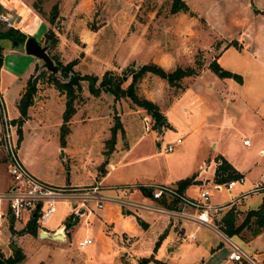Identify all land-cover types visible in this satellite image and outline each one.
Listing matches in <instances>:
<instances>
[{"label": "rangeland", "instance_id": "obj_1", "mask_svg": "<svg viewBox=\"0 0 264 264\" xmlns=\"http://www.w3.org/2000/svg\"><path fill=\"white\" fill-rule=\"evenodd\" d=\"M0 1V12L9 15L15 26L20 25L28 13L38 14L47 30H53L57 37L50 53L64 65L73 61L74 71L80 75H96L98 81L110 71L122 77L123 86H126L132 78L130 70L151 62L166 70L178 65L183 68L200 65L195 75L182 78L176 86H170L165 79L150 72L136 83L138 95L155 102L166 117L167 122L161 125L160 132L152 116L127 97L115 99L105 92L94 96L88 90V82L82 80L80 89L75 90V112L68 123V133L61 138L66 93L49 79L51 72L37 59L36 69L29 75L39 77L29 107L34 117L26 125V133H22L19 153L22 159L30 160L26 167L37 178L52 186H87L100 180L104 188L111 184H133L130 197L152 205L153 199L142 197V184L176 186L178 180L209 166L206 173L200 172L205 180L199 187L209 190L211 204H227L232 197L240 196L236 224L261 203L263 191L249 193L243 198L242 195L264 177V156L258 152L260 146L264 150V136L253 134L260 130L257 124L262 125L261 131H264V69L249 53L239 51L241 47L237 41L228 43L217 39L214 28L208 25L209 2L223 4V0H184L189 11L174 14L170 12L172 0ZM215 7L219 9L218 5ZM223 18L230 23L228 16ZM256 22L257 16L254 29ZM5 29L8 27L0 22V31ZM31 31L38 34L35 25ZM11 43L8 39L0 40L2 47H11ZM41 45H45L44 40ZM229 45L237 49L229 47L219 57L223 47ZM262 50L264 61V46ZM213 59H218L225 69L243 75L244 85L231 78H220L211 71L208 65ZM41 70L45 71L39 74ZM55 77L61 82L67 81L60 72ZM17 94V90L12 89L5 96L10 117L17 116ZM223 114L231 119L236 137L220 140L213 147L207 132L220 133L217 125L210 127V123H218L219 118L225 116ZM116 119L121 128L117 130L113 150L106 154ZM177 138L182 139L181 144L171 152L166 151L167 144ZM245 139L250 141L247 147L243 146ZM223 150H228V154L241 164L245 182L232 189L216 191L211 179L212 161L218 153L223 155ZM9 182L0 149V192ZM199 187H191L189 194L196 197ZM69 211L68 203L58 201L44 228L58 227ZM24 218L13 224L5 221L1 227L0 252L4 256L11 255L10 243H14L25 255L18 264H87L85 250L76 246L87 233L93 242L86 247L91 255L88 264H99L103 258L117 255L114 243L118 239L110 233L104 237L103 228L92 227L91 221L87 225L83 220L75 222L64 231L65 239L60 240L40 237L39 229L37 236L19 234L25 225ZM149 221L150 227L142 228L141 225V230L146 231L136 245L138 255H146L149 250L153 252L155 239L159 238L155 237L156 231L163 226L167 229L166 217L152 214ZM254 227L251 219V223L232 238L245 251H260L264 255V229L250 242L257 237L252 235ZM183 232L180 237L173 228L168 232L163 230L156 252L164 246L163 251L170 260L156 258L167 264L225 263L228 251L215 231L187 225ZM191 233L196 234L197 240L188 241L184 237Z\"/></svg>", "mask_w": 264, "mask_h": 264}, {"label": "built area", "instance_id": "obj_2", "mask_svg": "<svg viewBox=\"0 0 264 264\" xmlns=\"http://www.w3.org/2000/svg\"><path fill=\"white\" fill-rule=\"evenodd\" d=\"M1 2V1H0ZM1 4V3H0ZM4 6V5H2ZM0 22L4 23L8 28H15L11 21V17L0 12ZM0 149L2 151L5 168L11 178L10 187L0 193V240L1 227L3 223L16 220H22L24 224L32 218L38 225L40 232L50 233V230L44 228V223L50 219L56 210V203L64 201L68 203L72 221L79 222L81 219L87 223L89 215L93 214L96 209H101L106 203H112L119 207L120 211L125 215L138 216L141 210H147L155 213L167 214L178 220L191 222L197 227H204L215 231L221 238L222 243L227 248L226 260L233 264H264V260L257 257V254L245 251L232 236L224 233L219 224L215 222L218 217L234 208L240 202L239 197H232L227 204H211L210 192L204 187H200L196 197H188L179 193L176 189L153 183H144L141 185L142 190L148 191L153 200L161 201L165 199L172 206H161L158 204H144L135 201L130 197L131 191L135 185L118 184L109 185L104 188L100 182L87 186H52L49 185L35 175H33L24 165L20 158V142L17 133V123L15 118L8 114L3 90L0 87ZM182 139L177 138L173 143L166 146V151H173L175 146L181 144ZM244 145H249L250 141L243 140ZM264 155V150H259ZM201 171H206L207 167H201ZM244 177L237 179L214 183L213 188L219 191L223 188L232 189L237 184H243ZM103 190L112 191L113 194H105ZM264 192V180H260L253 184L252 188L242 198L249 193ZM60 226L56 227L53 233L61 232L65 238L64 227L61 231H57ZM187 240L195 241L197 236L195 233L184 236ZM92 244L89 237H84L77 241V248L84 249Z\"/></svg>", "mask_w": 264, "mask_h": 264}, {"label": "crops", "instance_id": "obj_3", "mask_svg": "<svg viewBox=\"0 0 264 264\" xmlns=\"http://www.w3.org/2000/svg\"><path fill=\"white\" fill-rule=\"evenodd\" d=\"M216 4L218 5L219 9H215L216 8L215 6H217ZM207 7L209 10L207 23L209 26H211V28H214V33L217 36V39L222 40L224 42H228V43L234 40L237 41L238 46L241 47L239 51H245L246 53H249V55L252 56V58L257 59V61L262 64L261 66L263 67L261 68L264 69V61L261 58L262 52H263L262 48L264 46V0H223V4L215 3V1L213 4L212 1H210L209 6ZM15 8L18 9V6ZM18 12H19V9H18ZM212 12H215V13L213 14ZM20 14H22L21 11H20ZM224 15L229 17V20H230L229 24L227 23V21L224 20L223 18ZM256 16H257V22H256V28L254 29V22H255ZM34 25L38 29V34L33 33V31H31ZM15 28L19 29L22 33H24L26 37L33 36L40 43L43 40L45 32L47 31V26L45 25V22L42 20L40 16H38V14L33 13V12L31 14L28 13L23 19H21L20 25L15 26ZM8 41H10V43L11 42L13 43H11L12 45L11 47L9 45H6L5 47H3V50H2L3 52H2V64L0 67V87L3 90L4 98L6 96V93H8L12 89H16L18 92L17 99H19V97L24 91L26 79L29 77V75L33 72V69L36 67L37 58H34L33 56H30L25 52L24 43L14 44V41L9 40V39ZM20 45H22V48L20 47ZM229 47L230 48L234 47L237 49V47L232 46V45L231 46L229 45L227 47L225 46L223 47L222 52L219 55V57ZM241 76H242V82L240 83V85L243 86L245 79L243 75ZM211 86H212L211 83H209L208 87L210 88ZM247 105L248 104L245 103V106ZM33 114H34L33 110L29 108L28 118L21 125L22 133H26V130H25L26 125L34 117ZM224 115L225 114H223V116ZM18 116H19V111L17 109V116L12 117V118L16 119ZM212 124L217 125V128L220 129L219 130L220 133H214L213 130H209L207 132L209 136L210 144L213 147L216 146L218 144V141L220 140L225 141L226 139H229V138L231 139V138L236 137V133L232 131V128L230 125L231 119L226 118V115L224 117H220L218 123L211 122L210 127H213ZM226 124H229V125H226ZM258 126H260V130L256 131V133H253V134L264 136V131L263 132L261 131L263 129L262 125L257 124V127ZM0 131H1V125H0ZM259 138L260 140L262 139V137H259ZM21 142L22 141H20V148H21ZM249 145H243V146L247 147ZM261 149L262 148L260 146L258 148V152ZM19 153H20V150H19ZM223 153H224L223 156L233 165V167L238 172H240L242 176H245V172L243 171L241 164L236 162L233 159V157L228 154L229 151L223 150ZM218 154L222 155V153H218ZM2 158H3V155H2ZM22 161L25 166H26V162H30V160L24 159V158L22 159ZM212 163H213V172H212L211 179L213 178V174H214V170L216 166V163L214 160L212 161ZM200 166L201 164L199 165V168ZM200 172L204 174L207 172V170L205 172L201 170L197 172H193V174L196 175L195 176L196 182L188 186L183 191V193L181 192L179 193L185 196H188V197H192L189 194L190 188L193 186L199 187L200 185L204 183L203 180H205L200 175ZM33 174L35 175V173ZM263 180H264V177H263ZM98 182H101V180ZM120 184H124V183H120ZM10 185H11V178H10L9 184L2 192L7 190L10 187ZM111 185H118V184H111ZM159 185H164V184H159ZM172 188L176 189L175 186H172ZM103 193L109 194V191L103 190ZM142 197L147 198V199H152L150 197V193L144 190H142ZM153 201H154V204L165 206L162 204L161 201H157V200H153ZM68 214L69 212L67 213L66 216H68ZM152 214H158L159 216L168 218L167 229H165L166 226L160 227L155 233V237L157 238L159 237V235H161L163 230L164 231L166 230L168 232L171 228H173L177 233H179L181 237V235L184 233L183 231L185 229V226L187 225L196 226L192 224L191 222L178 220L167 214L155 213V212H150L147 210H141L139 212V215L135 217L127 216L120 211L117 205L112 204V203H106L103 206V208L96 209L93 214L89 215V217L87 218V223H86L87 225L88 221H91L92 227L95 226V228L96 227L103 228L102 231H103L104 237L107 236V233L108 234L110 233L116 239H118L117 240L118 242L114 243V245L116 244L117 246L116 253H115L117 255L112 256V257L109 255L107 256L106 259L103 258L102 260H100L103 262H99V264H102V263L104 264H134L138 258L143 257V256H149L150 254H152L153 252H150L149 250L148 254L146 255H138V252L136 249V245L138 246L139 244L138 242L139 239L144 234L142 232L146 231V230L145 231L141 230V225L138 223L137 218L140 219L144 223L142 228H148L151 226V222L149 221V216ZM66 216L64 217V220ZM10 223L13 224L14 222L10 221ZM74 225L75 223L71 226H74ZM59 226L60 227L57 229V231H61L60 229L63 227H64V231L66 230L64 222H62ZM55 229L50 230V233H53L52 231H55ZM56 234L62 236L61 232H57ZM85 236L89 237V234L87 233ZM259 236H257L255 239H252L250 242H253ZM62 237L64 238V236ZM156 240L157 239H155V242ZM163 249H164V246H160L159 250L154 253L155 257H159V258L164 257L165 259L170 260V258H168V254L164 253ZM81 250H85L84 261L88 264L91 260L90 251H88L87 248H84ZM253 253L255 254L257 253L259 258L261 260H264V255L260 251L253 252ZM121 256H123L124 259H121L120 258ZM224 264H233V263L225 260Z\"/></svg>", "mask_w": 264, "mask_h": 264}, {"label": "trees", "instance_id": "obj_4", "mask_svg": "<svg viewBox=\"0 0 264 264\" xmlns=\"http://www.w3.org/2000/svg\"><path fill=\"white\" fill-rule=\"evenodd\" d=\"M188 11H189V7L184 0H172L170 7L171 13L173 14L177 12L186 13ZM26 38H27L26 35L16 28H8L0 31V40L9 39L12 41H17L18 43L22 44L25 42ZM43 40L45 45H48V50H47L48 54L53 59L55 64H57L59 67L60 75L63 78L67 79V81L61 82L56 77L52 76L51 73H48L49 79L53 83H55V85H57L58 88H61L66 93L65 108L62 114V124L60 126L61 138L66 133H68V123L73 113L75 112V107L73 103L76 98L75 90L77 88L80 89V82L82 80H86L88 82L87 87L92 95L98 96L101 92H105L111 94L115 99L127 97L133 104L146 110V112L150 114L152 118L155 120V123L158 124L161 123L162 125L167 122L165 115L162 114L159 106L155 102H152L151 100L138 95L136 83L145 73L150 72L161 77L162 79H165L170 86H176L182 78L195 75L198 71V67L200 66L198 64L196 68L194 67L183 68L178 65L172 70H166L162 66L154 62L146 63L139 66L135 70H130L132 72L131 81L126 86H123L124 81L122 77L114 76L110 73V71H106L102 75L100 81H98V77L96 75H80L76 71H74L72 69L74 65L73 61L65 65L62 64V62L58 59L56 55L50 53V49L53 48L57 40V37L53 30L48 29L44 34ZM2 50L3 47L0 45V67L2 64ZM208 68L211 71H213L215 74H217L220 78H231L237 81L238 83L242 82V76L239 73L225 69L219 64L217 59L211 60L208 65ZM44 71L45 70H41L39 74H41ZM38 78L39 77L37 75L36 77L30 76L28 78L25 89L17 101V109L19 111V116L15 119V122L17 123L18 126L17 132L19 136V141L21 140L22 137L21 125L28 118V109L33 103L34 95L36 92V82ZM120 128H121L120 122L118 121V119H116V123L112 127L111 138L108 140L109 149L106 152V154H109L113 150L116 133L117 130ZM214 161L216 163L212 178L214 183H221V182L237 179L238 177L242 176V174L238 172L223 155L217 154L214 157ZM105 163L106 161L104 162V164ZM195 176L196 175L193 174L189 177H185L183 179L178 180L175 186L176 190L178 192L183 193V191L188 186L196 182ZM161 202L163 205L167 207L172 206L173 203L171 202L169 204L165 201V199H162ZM237 212L238 211H235L234 208H231L225 211L217 221L220 229L224 233H226L229 236L237 235L251 223V219H253V223L255 224V227L252 230L253 237L258 236L262 232V229H264V198L262 199L261 203L257 206V208L250 209L246 213L245 218L239 224H236ZM137 221L140 225H144V223L140 219L137 218ZM75 222L76 221H72L71 216L69 215L66 216L64 220L65 228L66 229L69 228ZM19 234H31L32 236H37L38 225L35 222V219L32 218L30 221H28L20 229ZM163 235L164 234H161L159 238L156 240L153 253L150 254L149 256H143L138 258L134 264H167L164 261L157 259L154 255ZM24 259H25V255L20 248H18L16 251H13L12 254L8 256H4L0 252V264H18L22 262Z\"/></svg>", "mask_w": 264, "mask_h": 264}, {"label": "water", "instance_id": "obj_5", "mask_svg": "<svg viewBox=\"0 0 264 264\" xmlns=\"http://www.w3.org/2000/svg\"><path fill=\"white\" fill-rule=\"evenodd\" d=\"M17 43H18L17 41H14V44ZM24 50L27 54L36 57L38 60H41L43 62L42 67L45 68L47 71L51 72L52 76L55 77V74L59 72L58 65L55 64V62L47 52L48 45H41V43L38 42L33 36H28L24 42ZM157 129L159 132L161 131V123L158 124ZM39 234L40 237L42 238H50V239H59L58 237L60 236V235L57 236L56 233H54L56 235H53L52 233H46V232H40ZM10 248L13 251H16L17 245H15L14 243H10Z\"/></svg>", "mask_w": 264, "mask_h": 264}, {"label": "bare ground", "instance_id": "obj_6", "mask_svg": "<svg viewBox=\"0 0 264 264\" xmlns=\"http://www.w3.org/2000/svg\"><path fill=\"white\" fill-rule=\"evenodd\" d=\"M61 230V229H60ZM54 234V233H53ZM55 235V234H54ZM63 235V234H62ZM58 236V235H57ZM60 240L64 239L62 236L58 237Z\"/></svg>", "mask_w": 264, "mask_h": 264}]
</instances>
